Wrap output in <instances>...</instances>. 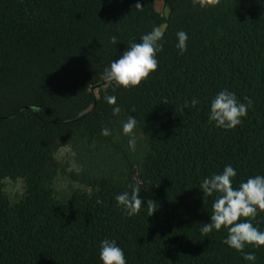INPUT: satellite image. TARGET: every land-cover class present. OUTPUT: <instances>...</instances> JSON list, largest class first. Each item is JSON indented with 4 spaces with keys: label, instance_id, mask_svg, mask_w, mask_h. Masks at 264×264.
Segmentation results:
<instances>
[{
    "label": "trees",
    "instance_id": "1",
    "mask_svg": "<svg viewBox=\"0 0 264 264\" xmlns=\"http://www.w3.org/2000/svg\"><path fill=\"white\" fill-rule=\"evenodd\" d=\"M154 27L157 70L135 88L106 83ZM223 90L253 102L233 130L208 119ZM228 165L234 188L264 176V0H0V264H102L105 239L126 264H264V246L237 252L226 228L200 231L216 199L200 185ZM131 186L143 203L129 217L115 198ZM251 223L264 231V212Z\"/></svg>",
    "mask_w": 264,
    "mask_h": 264
},
{
    "label": "clouds",
    "instance_id": "2",
    "mask_svg": "<svg viewBox=\"0 0 264 264\" xmlns=\"http://www.w3.org/2000/svg\"><path fill=\"white\" fill-rule=\"evenodd\" d=\"M218 3L219 0H192L194 7L198 6L202 9L215 7ZM176 35L178 40L176 47L183 54L187 51V33L179 31ZM162 37L161 28L154 27L150 33L142 36L141 43H132L119 59L114 60L104 70L102 79L109 85L124 89L140 86L158 68L156 55L163 51V45L160 43ZM110 42L116 44V37H111ZM105 99L109 105L116 104L115 96H106ZM244 99L246 103H240L234 93L227 90L220 91L211 102L209 122L214 123L217 128L235 129L242 124V119L247 116L249 108L252 107L253 102L247 97ZM197 103V99L191 100L192 107H195ZM119 113L120 108L115 107L113 115ZM136 125L137 120L129 116L122 126L123 133L130 137L128 143L133 151H135L133 133ZM110 134L107 128L102 130V135L109 136ZM236 175V170L228 165L222 173L213 174L202 181L200 189L204 197H211L215 194L216 199L212 204L211 222L204 224L200 231L207 235L213 230L219 231L226 228L228 235L223 242L237 252H243L245 246H264V231H260L251 223L258 212H264V176L257 175L248 178L246 182H241L238 188H234L232 180ZM139 197V187L131 186L130 194L124 192L115 199L125 213L132 217L141 210L143 201ZM156 210V204L149 200L147 202L148 216H152ZM243 258L246 261L256 259L253 253H245ZM100 260L102 264H126L123 250L117 246L115 241L108 239L101 244Z\"/></svg>",
    "mask_w": 264,
    "mask_h": 264
}]
</instances>
